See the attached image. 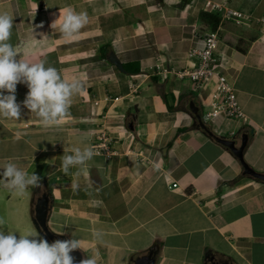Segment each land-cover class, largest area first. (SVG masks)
<instances>
[{"label": "crops", "instance_id": "0c3cea01", "mask_svg": "<svg viewBox=\"0 0 264 264\" xmlns=\"http://www.w3.org/2000/svg\"><path fill=\"white\" fill-rule=\"evenodd\" d=\"M215 1L248 18L223 19L207 12L204 0H0V14L14 19L9 43L17 47V59L44 61L83 84V94L73 97L58 125L45 127L26 108L20 120L0 119V165L13 160L29 173L44 166L49 225L80 239L85 259L135 264L154 247L155 264H204L211 254L234 264H264V181L245 175L230 149L196 128L191 102H198L202 114L215 83L198 92L188 77L178 76L195 66L197 59L188 53L203 47L202 33L218 31L216 54L249 121L219 118L206 124L216 135L237 136L238 143L248 133L245 159L264 172V0ZM69 9L88 15L72 39L51 27ZM209 15L219 16V23ZM111 52L123 65L139 63L141 72L121 71L109 60ZM27 92L19 84L17 101ZM101 131L110 134L119 153H95L87 175H75L77 169L65 175L64 149L93 148ZM2 179L6 213L0 206V228L18 230L19 238L27 227H13L11 219L20 218L25 206L12 202L26 201L35 188L18 196Z\"/></svg>", "mask_w": 264, "mask_h": 264}, {"label": "clouds", "instance_id": "9594fccd", "mask_svg": "<svg viewBox=\"0 0 264 264\" xmlns=\"http://www.w3.org/2000/svg\"><path fill=\"white\" fill-rule=\"evenodd\" d=\"M14 19L7 13L0 14V119L20 120L22 109L26 108L34 113L41 123L47 127L60 124L69 114L73 97L82 95L83 84L79 79H67L46 62H33L26 55L17 59V47L9 43L14 27ZM88 24L86 12H75L71 9L61 12L51 27H59L60 33L66 39H72ZM21 41L19 47H23ZM26 85L27 95L22 102L17 101V86ZM19 138V137H18ZM61 171L65 175L72 174L71 169H77L75 175H87V164L95 155L94 149L88 145L64 149ZM159 169L160 164L154 165ZM0 176L6 182L10 191L18 196H24L31 188L41 187V177L36 173H29L17 166L13 160L2 162ZM75 191L76 183L72 184ZM5 223L0 218V225ZM18 230L0 228V264H74L71 253L83 249L78 238L64 241L56 240L49 243L44 238H38L33 230L20 232L19 238L15 234ZM101 232L96 231L93 236L99 238ZM82 264H97L94 257L82 261Z\"/></svg>", "mask_w": 264, "mask_h": 264}, {"label": "built area", "instance_id": "2783aa9c", "mask_svg": "<svg viewBox=\"0 0 264 264\" xmlns=\"http://www.w3.org/2000/svg\"><path fill=\"white\" fill-rule=\"evenodd\" d=\"M204 9L209 13H216L223 19L243 20L248 18L245 12L231 7L227 2L204 0ZM264 21V17L261 18ZM203 47L191 49L188 55L196 58L193 68L178 72L179 77H188L195 85L197 91L203 90L207 84L214 82V92L209 101L202 108V118L205 122L216 121L224 118L229 122H248L249 117L243 110L235 86L229 82L225 73V64L217 54L220 41L219 32H203ZM160 68V67H159ZM235 134V132H233ZM96 154L111 157L118 154L114 148L113 138L106 131L97 135L96 144L93 147ZM177 183L170 185L176 188Z\"/></svg>", "mask_w": 264, "mask_h": 264}, {"label": "water", "instance_id": "95a60500", "mask_svg": "<svg viewBox=\"0 0 264 264\" xmlns=\"http://www.w3.org/2000/svg\"><path fill=\"white\" fill-rule=\"evenodd\" d=\"M108 58L112 63L118 66L121 71H125L123 63L114 52H111ZM190 108L195 118L196 128L207 129L208 125L202 118L200 107L194 101H192ZM210 135H212L219 143L230 149V151L239 159L244 168L245 175L251 176L260 181H264V172L256 170L245 159V150L249 141L248 133H243L241 135L240 143H238L237 136L228 138L223 135H216L213 131H210ZM32 205V215L35 226L39 230L40 234L44 237V239H46L49 243H52L56 240H68L65 235L58 234L53 231L49 225L52 203L51 196L48 191H43L38 198L34 196ZM157 253L158 250L153 247L147 254L138 257L135 260V264H155ZM71 255L74 257V264H82V261L85 260V256L80 249L74 250ZM207 258H209L210 261H213L214 264H216V261L218 260V257L215 254L207 255L206 259ZM222 264L234 263L230 262L229 260H225L222 262Z\"/></svg>", "mask_w": 264, "mask_h": 264}, {"label": "rangeland", "instance_id": "374dc122", "mask_svg": "<svg viewBox=\"0 0 264 264\" xmlns=\"http://www.w3.org/2000/svg\"><path fill=\"white\" fill-rule=\"evenodd\" d=\"M34 189V188H33ZM35 190V189H34ZM33 192H31V195L29 196V198L26 200V201H20L19 199H15L14 202L12 203H15L18 204V206L21 207V205L25 206V212L21 214V217L19 218L18 216H16V218L14 217L15 213L13 214H10V218L14 217L11 219V226H16L17 224L20 226H25L27 227V230H33V231H36L39 235H38V238H44L39 230L37 229V227L35 226V223H34V220H33V215H32V208H33V205H32V201H33ZM0 206H2L4 208V212L6 213V205L4 204V202L2 204H0ZM3 211V210H2ZM19 212V211H18ZM5 213H0V214H5ZM18 215H20V213H18ZM12 227V228H13ZM52 227H55V226H52Z\"/></svg>", "mask_w": 264, "mask_h": 264}, {"label": "trees", "instance_id": "16d2710c", "mask_svg": "<svg viewBox=\"0 0 264 264\" xmlns=\"http://www.w3.org/2000/svg\"><path fill=\"white\" fill-rule=\"evenodd\" d=\"M206 16H207V13H206V14H203V15H202V19H205ZM209 17L211 18V21H212L213 23H215L216 25H217V24L219 23V21H220L219 16H215V15H214V16H211V15H209ZM109 51H110V48H109V47L102 48V49H101V54L104 55V56H106V55L108 54ZM133 65H134L135 68H132ZM124 68H125V71H126L127 73H129V74H132V73H140V72H141V67H140V64H139V63H135V64L125 63V64H124ZM166 98H167V97H166ZM196 103L198 104L197 101H196ZM172 108H173V107L169 105V109H172ZM185 130H187V128H183V129H181L180 132L185 131ZM199 130L203 131V132H204L205 134H207V135H210L211 128H210V126L208 125V128H207V129H199ZM210 136H212V135H210ZM43 168H44V166H40V167L37 169L36 174L39 175V176L41 177V184H42V183H45V184L47 185V187L49 188V185L44 181V178H45V177H44L43 172H42V171H43Z\"/></svg>", "mask_w": 264, "mask_h": 264}, {"label": "flooded vegetation", "instance_id": "af4514ba", "mask_svg": "<svg viewBox=\"0 0 264 264\" xmlns=\"http://www.w3.org/2000/svg\"><path fill=\"white\" fill-rule=\"evenodd\" d=\"M43 191H45V190L42 189V187H36V188H35V195H34V196H36V198H38L39 195H40ZM225 260H226V259H223V258L218 257V260L216 261V264H222V262L225 261ZM204 264H214V262H213V261H210L209 258H207V259L205 260V263H204Z\"/></svg>", "mask_w": 264, "mask_h": 264}]
</instances>
